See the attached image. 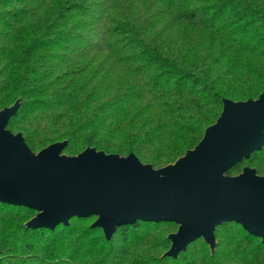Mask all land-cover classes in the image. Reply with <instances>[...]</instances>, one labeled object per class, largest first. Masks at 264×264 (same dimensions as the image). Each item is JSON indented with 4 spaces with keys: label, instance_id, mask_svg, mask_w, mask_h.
<instances>
[{
    "label": "trees",
    "instance_id": "1",
    "mask_svg": "<svg viewBox=\"0 0 264 264\" xmlns=\"http://www.w3.org/2000/svg\"><path fill=\"white\" fill-rule=\"evenodd\" d=\"M264 88V0H0V109L34 152L65 140L134 153L154 168L202 138L223 99ZM264 174V145L230 166ZM0 201V264H264V242L240 224L165 255L177 224L136 219L106 237L95 215L53 228Z\"/></svg>",
    "mask_w": 264,
    "mask_h": 264
},
{
    "label": "water",
    "instance_id": "2",
    "mask_svg": "<svg viewBox=\"0 0 264 264\" xmlns=\"http://www.w3.org/2000/svg\"><path fill=\"white\" fill-rule=\"evenodd\" d=\"M19 100L0 109V201L30 207L29 227L53 228L72 216L95 215L106 237L136 219L177 224L165 255L176 256L202 237L214 248L215 227L240 224L264 242V174L227 169L264 145V88L257 98L223 99L219 116L200 141L174 162L154 168L130 152L86 147L62 153L56 141L32 151L6 128Z\"/></svg>",
    "mask_w": 264,
    "mask_h": 264
}]
</instances>
